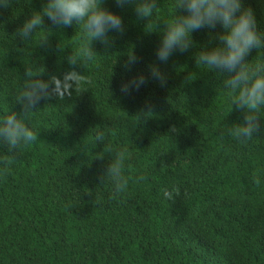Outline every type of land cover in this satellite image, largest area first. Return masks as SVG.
<instances>
[{"label":"trees","instance_id":"trees-1","mask_svg":"<svg viewBox=\"0 0 264 264\" xmlns=\"http://www.w3.org/2000/svg\"><path fill=\"white\" fill-rule=\"evenodd\" d=\"M45 2L9 0L0 9V115L22 114L15 95L28 69L45 80L74 68L87 82L41 101L27 116L37 141L15 150L6 173L0 164V264H264V123L245 143L222 138L242 113L230 108L224 76L194 59L218 43L220 26L193 32L194 47L159 64L154 52L175 0H158L150 20L103 0L123 31L110 33L108 48L93 42V59L71 66L83 41L78 24L60 28L45 17L30 40L15 35ZM244 4L264 30V2ZM130 53L137 63L125 72ZM259 57L264 49L245 59ZM152 63L166 76L163 86L150 80L119 91ZM109 150L126 153L123 194L101 180ZM164 187L174 190L170 199L162 198Z\"/></svg>","mask_w":264,"mask_h":264},{"label":"clouds","instance_id":"clouds-1","mask_svg":"<svg viewBox=\"0 0 264 264\" xmlns=\"http://www.w3.org/2000/svg\"><path fill=\"white\" fill-rule=\"evenodd\" d=\"M264 2V0H261ZM118 8L131 7L137 20H150L158 8V0H113ZM103 0H46L40 11H33L16 29L15 35L22 41L30 40L35 31L42 27L46 17L50 24L60 28L79 25L83 41L77 56L68 57V64L75 66L78 60L93 59L92 43L108 48L114 42L110 33H121L123 23L120 15L102 7ZM9 5V0H0V9ZM171 22L164 26L155 48L156 61L164 64L173 52L185 53L194 47L191 34L201 29L213 30L215 45L201 47L195 54V63L222 74V89L230 95V108L242 113V121L224 125L221 137H232L245 143L261 130V112L264 110V58L247 61L252 50L264 49V30H259L255 14L244 0H175ZM137 57L129 54L122 65L125 72H132ZM150 80L161 86L166 76L156 63L146 66V71H137L119 84L123 94L139 91ZM84 75L74 68L57 77L51 75L45 80L30 69L15 95V103L22 114L15 112L0 115V143L7 146L8 155L0 159L6 173L14 159L16 149L37 141V133L30 126L27 116L41 102L52 97L70 96L86 83ZM150 108V105H145ZM96 141L102 142L103 132H98ZM111 157L104 167L101 180L107 179L114 194L127 191L129 177L125 174L126 153L111 151ZM145 177L138 174L135 183H142ZM174 190L161 189L162 198L167 200Z\"/></svg>","mask_w":264,"mask_h":264}]
</instances>
